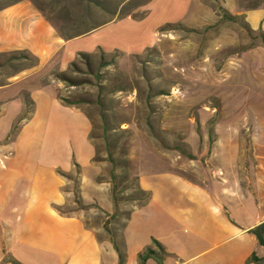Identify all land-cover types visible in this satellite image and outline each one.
<instances>
[{
    "label": "crops",
    "instance_id": "crops-1",
    "mask_svg": "<svg viewBox=\"0 0 264 264\" xmlns=\"http://www.w3.org/2000/svg\"><path fill=\"white\" fill-rule=\"evenodd\" d=\"M193 5L153 0L141 21L109 23L72 40H64L31 0L0 7V264H139L147 249L158 251L154 241L165 255L146 264L264 259L250 233L264 224V107L252 152L233 155L237 163L221 181L200 185L162 164L158 172L143 168L138 187L148 198L130 213L118 239L88 228L84 217L60 213L71 197L63 176L76 170L86 198L110 215L117 208L113 190L96 182L106 146L101 108L68 104L58 90L60 75L84 56L144 54L156 32L186 22ZM242 15L264 35V8ZM14 56L30 60L1 66Z\"/></svg>",
    "mask_w": 264,
    "mask_h": 264
},
{
    "label": "rangeland",
    "instance_id": "rangeland-1",
    "mask_svg": "<svg viewBox=\"0 0 264 264\" xmlns=\"http://www.w3.org/2000/svg\"><path fill=\"white\" fill-rule=\"evenodd\" d=\"M17 1L0 0V7ZM31 1L72 40L109 23L141 21L153 0ZM263 8L264 0H194L186 22L156 32L144 54L84 56L60 75L58 90L68 104L101 108L106 146L96 182L113 190L117 207L110 215L86 198L76 170L65 215L84 217L88 228L118 239L148 198L138 187L143 168L158 172L162 164L205 185L224 178L237 163L233 155L252 152L264 107V40L242 14ZM23 58L30 60L8 57L1 66Z\"/></svg>",
    "mask_w": 264,
    "mask_h": 264
},
{
    "label": "trees",
    "instance_id": "trees-1",
    "mask_svg": "<svg viewBox=\"0 0 264 264\" xmlns=\"http://www.w3.org/2000/svg\"><path fill=\"white\" fill-rule=\"evenodd\" d=\"M261 35H262L263 40H264V35L263 34H261ZM63 177L70 180V176L65 175ZM60 213L64 214L61 210H60ZM250 233L258 239V242L264 248V224L255 228ZM153 246L158 251H155L153 248L147 249L143 254L140 255L139 264H146L149 260L162 261V258L165 255L164 248L156 241L153 242ZM247 264H264V259L260 260L257 258L256 255H253L252 258H250V260L247 262Z\"/></svg>",
    "mask_w": 264,
    "mask_h": 264
}]
</instances>
